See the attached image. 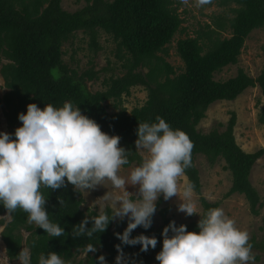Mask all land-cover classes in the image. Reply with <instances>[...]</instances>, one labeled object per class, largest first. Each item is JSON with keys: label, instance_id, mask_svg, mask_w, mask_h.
Returning a JSON list of instances; mask_svg holds the SVG:
<instances>
[{"label": "trees", "instance_id": "trees-1", "mask_svg": "<svg viewBox=\"0 0 264 264\" xmlns=\"http://www.w3.org/2000/svg\"><path fill=\"white\" fill-rule=\"evenodd\" d=\"M86 4L75 11L65 10L62 0H0V73L9 88L3 98L5 112L13 138L15 129L22 126L20 113L27 112L30 103L40 108L46 104L62 107L70 102L74 108L94 119L102 131L118 135L120 146L129 150V163L140 164L142 156L136 151L139 123L156 122V117L164 118L173 129L183 130L194 144L193 166L185 170L193 190L201 194L200 171L196 165L198 155H205L211 164L224 159L225 168L231 172L232 185L224 195L244 194L251 212L260 215L264 206L259 191L251 181V172L256 161L264 154V148L255 152L245 151L236 140V111L224 130L218 127L209 132L197 128L206 117L208 108L219 100H235L248 87H261L264 96V67L255 78L243 69L226 80H218L215 74L224 67L236 64L250 33L264 27V0H221L218 4L227 7L230 14L213 16L211 23L199 29L195 35L180 38L176 44L177 54L183 61V70L165 60L168 44L176 33L185 31L184 18L178 12L176 0H85ZM78 31L90 37V43L99 46L101 31L112 36L124 50V74L103 81L104 89L93 91L87 86V79L97 77L91 70L85 80L84 75L69 66L63 59V46L71 41ZM229 31L228 36L223 32ZM162 53V54H159ZM3 59L7 62L3 63ZM134 86H143L148 98L142 106L130 113L119 108L123 94L129 95ZM112 100L118 111L110 112L107 101ZM264 124V106L258 114ZM46 198L45 209L49 220L64 228L61 237H50L45 230L28 223V214L17 210L7 222L0 217V228L4 226L2 238L8 256L16 259L26 245L32 253V264H38L41 254L47 256L57 252L64 261H69L77 253H83L84 246L94 245L95 252L87 254L88 264H100L103 255L106 264H116L119 255L116 245H121L124 264H159L156 255L162 250L163 230L172 220L166 216L167 209H161L163 222L155 227V217L148 229L137 227L131 235L155 236V249L141 251V245H125L116 233H123L122 223L111 220L104 232L91 238H73V227L85 217H95L99 213L83 209L82 192L67 183L56 190L41 188ZM60 200L64 203L60 204ZM202 216L212 208L220 206L219 201L211 202L200 197ZM158 207V205H157ZM111 214V208L106 211ZM6 209L0 204V215ZM201 218V217H200ZM199 218V219H200ZM186 224L189 231H199V221ZM92 226L89 219L88 227ZM22 229L31 232L24 242ZM171 231L169 235H171ZM252 249L264 250V243L256 238L249 240ZM258 258V256H256Z\"/></svg>", "mask_w": 264, "mask_h": 264}, {"label": "clouds", "instance_id": "clouds-1", "mask_svg": "<svg viewBox=\"0 0 264 264\" xmlns=\"http://www.w3.org/2000/svg\"><path fill=\"white\" fill-rule=\"evenodd\" d=\"M181 3L188 5L189 0ZM211 3L212 0H195L196 7ZM18 119L22 126L15 129V138L8 132L0 133V204L6 209L2 217L11 219L14 212L22 210L28 214V223L42 228L50 237H61L65 230L49 220L41 188L56 190L70 183L76 191L85 192L110 181L113 189L120 190L111 214L85 217L73 227V238H91L104 232L111 220L127 217L124 232L116 233L118 239L125 245L140 244L141 251L146 252L150 246L156 248L157 238L144 234L133 237L131 233L140 226L151 227L161 194L165 200L177 196L178 211L187 216L199 213L193 185L187 184L181 191L178 184L185 170L193 166L194 144L183 130L173 129L164 118L157 116L154 123H139L135 145L142 162L126 177L119 174L122 166L129 163V150L120 146L121 138L102 131L94 119L70 102L62 107L46 104L44 108L30 103L26 114L20 113ZM128 185L138 186V195L130 193ZM104 199L112 201L113 197L106 193ZM200 217L198 232L189 231L186 224L177 226L175 221L164 228L162 250L156 255L159 264H254L248 232L238 228L222 208L209 209ZM116 248V264H124L121 245ZM95 251L90 244L83 249L85 255ZM16 259L20 264H32L30 248L23 247ZM99 261L106 264L103 255ZM38 264L65 261L53 251L47 256L41 254Z\"/></svg>", "mask_w": 264, "mask_h": 264}, {"label": "rangeland", "instance_id": "rangeland-1", "mask_svg": "<svg viewBox=\"0 0 264 264\" xmlns=\"http://www.w3.org/2000/svg\"><path fill=\"white\" fill-rule=\"evenodd\" d=\"M178 12L184 18L182 24L185 31L176 33L173 41L168 44V53L165 54V60L170 62L178 72L183 70V61L177 54L176 44L180 38H185L189 35L193 36L196 32L203 28L207 23H211L213 16L230 14L229 9L220 6L218 3L221 0H212L211 4L203 7H196L195 0H189V4L181 3V0H176ZM86 4L85 0H62V6L65 10L75 11L82 8ZM231 15V14H230ZM229 31L223 32V36H228ZM99 46L91 45L90 37L84 34L83 31H78L73 39L63 46L65 54L63 59L69 66L77 71V74L84 75L93 70L97 72V77L94 79L85 80L89 89L96 91L105 88L104 80L110 77H116L124 74V60L122 56L124 50L120 48L118 43L113 40L112 36L101 31L98 37ZM162 54V53H159ZM7 61L3 59V63ZM264 67V27L253 30L246 39L245 45L239 56L236 64H231L223 68L222 71L215 74L218 80H226L235 76L239 69H243L252 77H257ZM9 92V88L5 84L4 76L0 73V133L10 131V126L5 112V104L3 98ZM148 98V91L143 86H134L129 95L123 94L120 104V109L125 108L129 113L135 108L145 104ZM108 110L110 112L118 111L119 108H114L112 100L107 101ZM264 106V96L261 87H248L235 100H219L211 104L206 112V117L197 126L202 132H209L212 128L218 127L224 130L225 126H220L218 123L223 122L225 125L231 117V111L237 113V123L235 126V136L237 143L247 152H255L264 148V124L258 120V114ZM142 156V154L139 152ZM225 161L219 158L215 164H211L205 155H198L196 165L200 171L202 191L198 194L193 190V200L197 210L202 215L203 206L200 197L204 196L211 202L219 201L220 206L226 215L233 219L236 226L248 232L250 239L256 238L258 242L264 243V206L261 208L260 215H254L251 212L250 204L244 194L234 193L229 197L224 195L232 185V175L225 168ZM138 164H131L128 167L122 166L120 170L121 176H128L132 168ZM251 181L254 187L259 191L264 203V154L256 161L252 172ZM181 191L183 187L189 184L188 177L184 174L178 181ZM127 190L130 193L138 195V186L128 185ZM108 193L113 197L112 201H106L104 195ZM120 194L119 189H113L110 181H105L104 185L97 186L91 191L82 192L84 202L82 208L87 212H97L101 214L107 208L115 206L114 198ZM134 199L136 196L134 195ZM179 198L172 197L165 200L161 194L157 200V210L154 214L155 227L157 228L163 222L161 209H167L166 216L175 223H190L200 218V214L187 216L185 213L178 211ZM6 215L3 213L0 217ZM7 219V222L11 219ZM115 222L122 223V228L127 227L128 218L123 220L115 219ZM4 226L0 228V264H20L17 259H11L8 256L6 244L2 238ZM21 233L24 242L31 234L30 231L22 229ZM24 247H27L24 245ZM255 257L254 264H264V250L260 248L252 249ZM258 256V258H256ZM88 256L83 253H77L65 264H88ZM101 264V263H100Z\"/></svg>", "mask_w": 264, "mask_h": 264}]
</instances>
